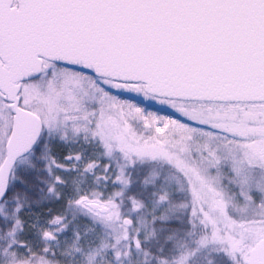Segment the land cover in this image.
I'll use <instances>...</instances> for the list:
<instances>
[{"label": "snow or ice", "instance_id": "1", "mask_svg": "<svg viewBox=\"0 0 264 264\" xmlns=\"http://www.w3.org/2000/svg\"><path fill=\"white\" fill-rule=\"evenodd\" d=\"M0 264H264V0H0Z\"/></svg>", "mask_w": 264, "mask_h": 264}]
</instances>
